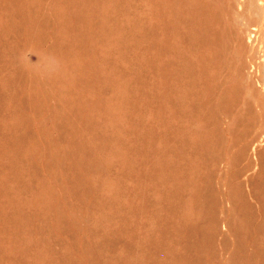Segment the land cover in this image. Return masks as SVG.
Returning a JSON list of instances; mask_svg holds the SVG:
<instances>
[{
  "label": "bare ground",
  "instance_id": "1",
  "mask_svg": "<svg viewBox=\"0 0 264 264\" xmlns=\"http://www.w3.org/2000/svg\"><path fill=\"white\" fill-rule=\"evenodd\" d=\"M43 4L59 9L49 14L47 7L41 8ZM32 5L39 7L35 9L36 14L30 16ZM0 7V32L4 35L20 36L25 43H41L53 34L62 46H51L47 50L74 54L73 61L81 59L76 69L74 66L70 71L76 74L79 90H74L78 101L75 107L82 116H86L89 96L101 95L100 73L103 67L109 66L113 74L105 79L109 87H115L114 81L124 86L115 87L114 95H125L123 103L127 109L119 110L116 97H109L102 106H97L96 102L94 121L67 120L65 128L72 132L75 140H67L73 157L66 161L60 142L41 126L44 118L51 122L54 115L46 112L40 119L25 111L29 103L40 105L54 98L57 88L53 87L57 80L29 75L30 90L22 92L16 101L8 93L14 77L0 79V110H6L5 118L0 116L3 127L0 135V264H84L80 261L82 255L90 264L105 255L111 259L102 264H209L204 262L203 253L214 245L221 222L225 229L221 234L223 241L230 232L237 233L238 237L243 233V238H239L241 250L250 244L251 240L243 232L245 224H251L256 213L264 217V149L255 152L264 141V132L250 143V151L257 157L258 172L240 181L234 191L223 189L222 198L226 200L230 193L235 194L233 203L229 201L231 210L243 211L233 223L229 215L221 219L217 216L216 202L210 199V194L200 190L192 192L196 181L199 179L200 185L203 180L198 174L202 170L200 166L199 169L188 167V159L183 157V152L191 148L199 157H205L215 143L218 130L186 136L181 131L182 125L200 121L214 112L215 107L233 108L244 89L248 95L246 114L256 109L264 117V48L260 46L256 61L247 67L242 59L243 41L234 32L237 80L232 87L223 89L212 106L216 101H213L211 79L223 53L221 30L228 11L224 0H0ZM4 23L9 26L5 27ZM259 28L246 30L244 36L249 48L258 40L264 44V30ZM0 49H3L1 40ZM60 58L69 60L64 56ZM151 76L158 85L156 89L150 87L152 83L148 78ZM85 87L88 90L83 92ZM68 95L72 96V91L69 90ZM141 96H152L150 102L160 111V120L153 129L157 137L149 136L129 144L127 150L131 156L118 164L123 166L122 170H136L148 188L158 191V206L146 197L133 198L120 176L110 178L104 186L96 185L89 177L90 161L85 155L107 148L104 129L117 122L122 112L136 111L135 105ZM97 114L103 116L99 121L101 125ZM155 142L160 145L159 151L154 149ZM242 145L236 159L246 160L245 167H248L249 143ZM28 160L36 177H41L34 188L29 187L22 173ZM231 166L232 161H227L225 170ZM91 167L97 168V164ZM190 174L197 178H190ZM71 194L80 196L83 214L96 212L108 230L99 236L94 246L83 247L79 238L75 242L80 246L79 252L72 253L70 249L66 259L51 251L48 253L49 248L46 255L31 249L27 239L47 247L48 235L59 240L60 230L69 226L68 219L75 217L69 207ZM129 215L135 223L139 222L140 232H136ZM152 223L156 225L154 231L148 229ZM142 229L144 233L136 237ZM257 231H260V239L251 242L257 246L255 254L245 259L239 250L231 256L232 264H264L263 226ZM22 253L25 257L19 260Z\"/></svg>",
  "mask_w": 264,
  "mask_h": 264
},
{
  "label": "rangeland",
  "instance_id": "2",
  "mask_svg": "<svg viewBox=\"0 0 264 264\" xmlns=\"http://www.w3.org/2000/svg\"><path fill=\"white\" fill-rule=\"evenodd\" d=\"M224 2L228 6V11L225 14V24H223L225 27L221 30V34L223 33L224 35L222 37L224 39L221 41L223 53L217 60L216 74L211 79L212 85L214 86L212 87V89H214L213 101H216L223 89L232 87L237 80V43L234 38L235 36L233 37L232 33L234 32V35H237L238 33L239 39L243 41L244 50L242 51V59L247 67L250 62L254 60L256 61L257 51L260 49V46L261 49L264 48V44L259 40L255 42L256 46L254 45L249 48L244 36L246 30H249L251 27H261L264 30V6L261 7L264 5V1L262 0L263 4L261 0H224ZM238 2L241 3L239 4ZM31 7L33 8L29 9V15L33 16L36 14L35 9L39 6L32 5ZM43 7H47V5L44 6L43 4L41 8ZM139 7L141 8L142 5H139ZM47 8L49 14H53L55 13L53 10L59 9V7L53 6ZM236 13H239L238 16ZM256 13L258 16L255 15ZM1 14L2 13H0V15ZM4 25L5 27L9 26L8 23H4ZM19 37L20 36L15 35H4L0 32V40L3 44V49H0V79L10 76L14 77V83L9 87L8 93L9 96L16 101H18L22 92L30 90L29 75L44 80H57L56 84L58 87H55L56 84L53 87V89L57 88L56 96L54 98H51L49 102L47 101L40 105L29 103L25 106V111L40 119H43L46 112L54 115L55 119L51 122L44 118L41 126L46 128L51 137L57 139L62 145V151H64L63 160L70 161V158L73 157V153L67 140L74 142L73 140H75V138L73 137L72 132L66 130V121L71 120L73 122L76 121V123L86 119L94 121L96 119V114L93 109L96 107V102L97 106H102L103 102L108 100L109 97H116L120 106L119 110H127L125 109L126 104L123 103V99L126 101L125 95H114L115 87L121 88L124 86H121L118 81H114L112 84L115 87H109L111 85L105 77L110 73L113 74V69L110 66L103 67L100 73V80L102 82L101 84H98L101 95H98L97 98L94 96L92 97L91 95L89 96V100H87L88 107L86 106L85 109L86 116H82L83 114L79 113L76 108L78 107V101L74 98V90H79V86L75 81L76 74L75 71L74 73L70 71L74 66L76 69L78 63L81 62V59L73 61L72 57L74 54L66 51L47 50V48L51 46H62L58 43V38L53 34H49L45 41L41 43H35L33 41L25 43L22 38ZM87 46L89 45H86V47ZM248 55H250V57ZM61 56L67 57L69 60H63L60 58ZM245 71H247V69ZM148 79H151L152 85L150 87L156 89L158 85L155 82V78L151 76ZM69 90L72 91V96L68 95ZM86 90H88L87 87L83 89V92H86ZM121 93H123V90L119 94ZM247 97V92L244 89L240 92L238 101L233 108L230 109L223 105L220 106L221 108L215 107L213 109L214 112L208 114L206 117L203 116L200 121L197 120L182 125L183 130H181L186 136L191 134L198 135L201 132L205 133L206 130L209 131L215 128L218 130L215 143L209 149L205 157H199L193 148L184 151L183 157H187L188 167L198 168V166H200V169L202 170V173L199 171L198 174L203 176V180L200 182V185L199 179L196 181V185L192 192L200 190L201 193L205 192L210 194V199L213 198L216 202L217 216L221 219L225 215H229L230 222L232 223L236 222L237 219L243 215V211L237 210L236 208L231 210L230 202L233 203L235 194L230 193L228 197L229 200H226V197L222 198L223 189L226 190L228 188V190L234 191L235 186H239L240 181H245L247 176L255 175L256 172H258L259 166H257L258 161L254 153L258 152L259 149V152L264 149V141H262L260 147H258L255 152L250 151V143L256 139V136L259 133L264 132V117L260 116L256 109H253L251 113L246 114L247 107L245 101L247 100ZM150 100H152V96H141L137 105H135L137 106L135 107L136 111H133V113L122 112L118 117L117 122L115 121L112 125L108 126L107 129H104L106 134L103 136L105 143L106 141L109 143L107 148L105 147V150L96 148L97 150L94 153L91 152L85 155L90 161V168H88L89 177H91L96 185L99 184L104 186L110 178L112 179L120 176L124 182L123 184L125 188L128 189L133 198L138 196H141L142 198L146 197L151 200L154 206H158V191L155 188H148L145 182H143L138 176L136 170L125 171L122 170L123 166L118 164V161L121 159H127L128 161L129 156H131L129 150H127L129 144L139 142L141 139L149 136L153 137V139L157 137L155 134L156 132L153 131V129L156 126V122L158 123L160 120V111L158 106L153 102H150ZM211 100L212 98L209 99V101ZM216 103L217 101L212 102V106H215ZM5 114L6 110L2 108L0 110V116H4L5 118ZM102 117L101 114H97L98 123L101 121L100 118ZM113 119H116V117H113ZM99 124L101 125V123ZM0 132L1 135L3 133V127L1 128V126ZM135 139H138V141H135ZM246 142L249 143L247 154L250 157V165L248 167H245L246 160L236 159L237 152L243 147L242 144H245ZM154 149L157 151L160 150V145L157 142L154 144ZM227 161H232V166L225 170ZM30 164L31 163L28 160L24 165L22 173L25 175L29 187L34 188L41 177H36ZM95 164H97V168L91 167V165ZM240 173L241 175L239 176ZM193 177L197 178L190 174V178ZM68 200L69 207L73 209L76 218L71 217L72 219L67 220L69 226L60 230L58 241L51 235H48L45 238V245L47 244L48 247L35 243L34 240L27 239L26 242L29 243L28 245L31 249L34 248L37 251H42V254L44 253L43 255H46V251H48L47 249L49 248L48 253L51 251L55 255H59V258L66 259L70 254V249L72 250V253L79 252L80 246L75 243L78 242L79 238H81L82 241L80 242V245L83 247L94 246L96 245L99 236L108 230V228L103 226L100 217L96 212L83 214V201L79 195L71 194ZM257 211L258 210L255 209V213ZM161 215H165L164 208L161 209ZM128 219L134 223L136 232H140L141 226L139 222L138 224L135 223L132 220L131 215H129ZM148 221L151 223V218ZM154 223L150 224L148 229L154 231L156 228ZM245 225L246 227L244 226L243 231L245 236L247 235L248 240L250 239L251 242L257 241L261 237L260 231H257V228L260 227V225L264 228V217H261L259 213H256V217L251 221V224L246 223ZM247 226L249 227L247 228ZM223 228L224 226H222L221 222L219 230L220 234L217 236L214 245L211 249L204 251L203 259L205 263L232 264L234 262L231 260V256L235 255L239 250L245 259L249 255L255 254L257 246L251 244V242L241 250L239 238H243V233L241 237H238L237 233L230 232L227 235L226 240L223 241L221 238V234L225 230H223ZM143 231L144 230L142 229V233H139L136 237H140V235L144 233ZM25 236L29 237L28 235ZM48 243H50L51 246ZM81 250H84V248ZM88 253L91 255L90 251ZM106 256L107 255L99 256L94 263L102 264L111 259L110 256ZM24 257L25 256L22 253L18 258L19 260H22ZM80 261L84 264H90L83 255ZM1 262L4 263L5 259H1Z\"/></svg>",
  "mask_w": 264,
  "mask_h": 264
}]
</instances>
